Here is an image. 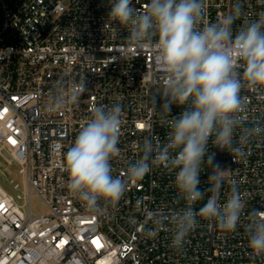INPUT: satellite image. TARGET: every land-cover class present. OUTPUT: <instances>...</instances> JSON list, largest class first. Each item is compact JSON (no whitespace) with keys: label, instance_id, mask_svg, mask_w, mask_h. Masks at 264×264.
<instances>
[{"label":"built area","instance_id":"2783aa9c","mask_svg":"<svg viewBox=\"0 0 264 264\" xmlns=\"http://www.w3.org/2000/svg\"><path fill=\"white\" fill-rule=\"evenodd\" d=\"M147 2L133 0L141 10ZM236 3L234 32L264 13V0H204L201 26L225 20ZM109 11V0H0V155L18 165L24 189L13 194L0 184V264H264V254H251L245 230L252 219L248 213L264 211V136L245 145L244 157L210 143L216 161L230 168L219 201L235 180L247 206L235 231L200 221L180 249L172 246L170 226L157 229L153 223L154 216L167 223L185 206L174 174L165 168L156 165L129 182L118 204L95 213L67 191L63 154L94 105L119 103L123 109L115 175L126 176L146 137L156 147L166 141L167 117L152 102L163 83L153 53L131 44L128 30L110 20ZM81 82L86 88L74 104L70 97ZM241 96L247 99L237 139L264 122V90L243 89ZM61 97L64 107L50 110ZM180 111L174 105L172 115ZM210 172L203 165L202 188L210 186ZM14 190L20 192L21 184ZM32 193L49 213L36 215L30 208L26 214Z\"/></svg>","mask_w":264,"mask_h":264},{"label":"clouds","instance_id":"9594fccd","mask_svg":"<svg viewBox=\"0 0 264 264\" xmlns=\"http://www.w3.org/2000/svg\"><path fill=\"white\" fill-rule=\"evenodd\" d=\"M204 0H148L143 10L133 0H109L108 17L128 30L126 39L138 49H149L162 74L161 91L152 97L167 127L166 141L156 147L146 137L142 155L127 166L126 176L114 174L113 159L120 149L123 109L119 103L94 105L63 154L67 172L66 189L89 212L116 205L131 181L142 179L159 165L174 174V186L185 206L165 220L154 216L157 229L169 227L174 248L183 247L200 221H214L224 232L237 229L247 206L237 182L221 203L220 189L230 179V168L216 161L209 145L231 156L247 155L245 145L264 136V122L258 121L238 139L234 133L242 123L246 97L243 89L264 90V13L258 19L232 25L240 4L225 20L201 26ZM63 86V85H61ZM85 84L71 94L72 103L85 91ZM66 101L54 98L50 110H60ZM181 109L172 115L173 106ZM211 169L208 188L201 187L203 165ZM207 200L198 209L195 205ZM245 226L251 254H264V211L253 210ZM149 235L156 231L149 230Z\"/></svg>","mask_w":264,"mask_h":264},{"label":"rangeland","instance_id":"374dc122","mask_svg":"<svg viewBox=\"0 0 264 264\" xmlns=\"http://www.w3.org/2000/svg\"><path fill=\"white\" fill-rule=\"evenodd\" d=\"M20 183L21 190L17 192L14 190V186ZM0 184L10 193L23 194L22 178L19 176V167L17 164H9L7 154L0 155ZM30 208L36 215L47 214L50 212L45 201L35 193H32L31 197L27 198L25 212L29 214Z\"/></svg>","mask_w":264,"mask_h":264}]
</instances>
